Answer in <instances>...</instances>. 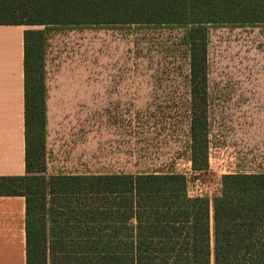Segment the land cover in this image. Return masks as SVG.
I'll return each mask as SVG.
<instances>
[{
	"label": "trees",
	"instance_id": "trees-1",
	"mask_svg": "<svg viewBox=\"0 0 264 264\" xmlns=\"http://www.w3.org/2000/svg\"><path fill=\"white\" fill-rule=\"evenodd\" d=\"M0 25L28 27L27 173L0 176V196L26 199V264H264V173L226 174L212 199L189 195L178 172L48 177L43 51L51 27L179 29L197 96L206 90L208 31L264 27V0H0ZM206 128L193 115L194 170L208 166Z\"/></svg>",
	"mask_w": 264,
	"mask_h": 264
},
{
	"label": "rangeland",
	"instance_id": "rangeland-1",
	"mask_svg": "<svg viewBox=\"0 0 264 264\" xmlns=\"http://www.w3.org/2000/svg\"><path fill=\"white\" fill-rule=\"evenodd\" d=\"M182 35L142 26L45 30L48 177L178 172L189 195L212 199L224 175L264 173V27L208 31L206 90L197 96ZM193 115L207 120L206 170L191 161ZM197 158L202 166L203 153Z\"/></svg>",
	"mask_w": 264,
	"mask_h": 264
},
{
	"label": "crops",
	"instance_id": "crops-1",
	"mask_svg": "<svg viewBox=\"0 0 264 264\" xmlns=\"http://www.w3.org/2000/svg\"><path fill=\"white\" fill-rule=\"evenodd\" d=\"M25 27L0 25V176L27 173ZM26 261V199L0 196V264Z\"/></svg>",
	"mask_w": 264,
	"mask_h": 264
}]
</instances>
